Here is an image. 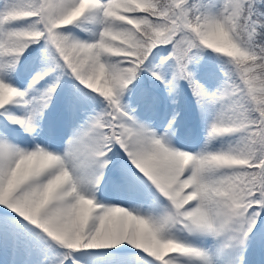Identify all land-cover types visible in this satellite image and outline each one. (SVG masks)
I'll use <instances>...</instances> for the list:
<instances>
[{"label": "snow or ice", "instance_id": "6c2138e0", "mask_svg": "<svg viewBox=\"0 0 264 264\" xmlns=\"http://www.w3.org/2000/svg\"><path fill=\"white\" fill-rule=\"evenodd\" d=\"M0 264H264V0H0Z\"/></svg>", "mask_w": 264, "mask_h": 264}]
</instances>
